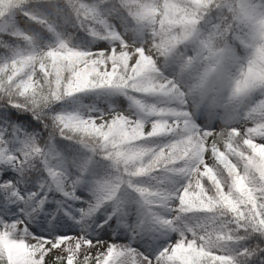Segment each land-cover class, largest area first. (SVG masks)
<instances>
[{
    "label": "snow or ice",
    "instance_id": "1",
    "mask_svg": "<svg viewBox=\"0 0 264 264\" xmlns=\"http://www.w3.org/2000/svg\"><path fill=\"white\" fill-rule=\"evenodd\" d=\"M0 264H264V0H0Z\"/></svg>",
    "mask_w": 264,
    "mask_h": 264
}]
</instances>
